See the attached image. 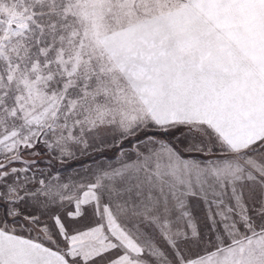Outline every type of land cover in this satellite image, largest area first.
<instances>
[{"label": "snow or ice", "instance_id": "obj_1", "mask_svg": "<svg viewBox=\"0 0 264 264\" xmlns=\"http://www.w3.org/2000/svg\"><path fill=\"white\" fill-rule=\"evenodd\" d=\"M0 264H264V0H0Z\"/></svg>", "mask_w": 264, "mask_h": 264}]
</instances>
